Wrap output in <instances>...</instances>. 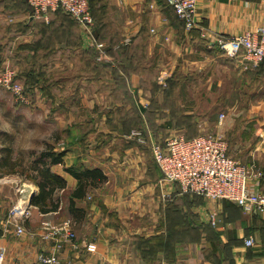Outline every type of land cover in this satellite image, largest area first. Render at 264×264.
Segmentation results:
<instances>
[{
  "label": "crops",
  "instance_id": "obj_1",
  "mask_svg": "<svg viewBox=\"0 0 264 264\" xmlns=\"http://www.w3.org/2000/svg\"><path fill=\"white\" fill-rule=\"evenodd\" d=\"M90 1L109 31L120 32L109 34V54L102 56L109 62L104 65L83 62L92 42L65 14L54 10L34 18L26 0H0V70L9 65L25 71L35 85L46 81L52 88L51 93L44 88L41 96L43 104L56 102L47 113L56 126L43 149L46 145L62 154L61 164L52 165L50 172L65 184L55 193L56 211L41 214L30 207L20 237L2 217L3 203L11 200L0 193L4 264H38L37 256L51 247L42 239L43 222H70L75 234L74 242L63 243L59 264H264V216L243 214L226 202L178 195L174 185L160 183L150 154V140L162 143L169 136L205 133L213 110L224 108L216 104L210 109L207 91L198 94L201 105L196 104L191 88L205 85L202 79L158 76L184 63H215L234 77L253 73L209 42L264 27V0H197L196 21L210 40L198 28L189 33L169 22L166 12L174 14L165 0ZM150 72L155 75L147 79ZM258 73L264 77V65ZM3 94L0 89V104L9 102ZM136 129L146 137L145 144L129 137ZM252 134L249 142L234 145L233 140L228 155L264 170V138L258 129ZM2 147L0 177L6 176L11 160L6 152L1 156ZM79 165L99 170L103 181L75 199L77 181L64 168ZM22 181L15 191L28 201L37 187ZM256 184L250 189L259 188ZM212 213L219 221L216 227L209 224ZM248 237L251 247L244 244Z\"/></svg>",
  "mask_w": 264,
  "mask_h": 264
},
{
  "label": "built area",
  "instance_id": "obj_2",
  "mask_svg": "<svg viewBox=\"0 0 264 264\" xmlns=\"http://www.w3.org/2000/svg\"><path fill=\"white\" fill-rule=\"evenodd\" d=\"M34 18H44L54 10L64 11L81 28L94 43L99 56H103V44L93 40V19L87 0H26ZM176 18L182 23L185 31L200 29L204 39L206 31L196 21L197 0H165ZM208 40H210L208 38ZM125 40L124 43H127ZM211 48L218 50L222 56L246 70H253L264 63V27L231 36H216L209 42ZM101 60L100 57L97 58ZM0 87L20 99L22 86L14 82V74L8 67L0 71ZM222 119L219 116L218 122ZM138 144H145L143 133L133 132L129 136ZM150 154L161 174L160 183L174 185L178 195L192 194L207 201H227L236 205L243 214H260L264 216V170L253 166H244L228 155L226 142L210 133H201L193 138L183 135L167 137L162 143L150 140ZM252 182L259 185L251 190ZM256 184V185H257ZM30 206L26 200L19 199L10 210L7 226L13 228L15 236L25 233V223L30 216ZM218 219L214 213L209 215V224L216 227ZM42 239L51 244L48 253L37 256L38 264H59L58 253L63 243L75 240L70 222L53 225L42 224ZM246 247L253 245L248 237ZM6 250L0 245V264H4Z\"/></svg>",
  "mask_w": 264,
  "mask_h": 264
},
{
  "label": "rangeland",
  "instance_id": "obj_3",
  "mask_svg": "<svg viewBox=\"0 0 264 264\" xmlns=\"http://www.w3.org/2000/svg\"><path fill=\"white\" fill-rule=\"evenodd\" d=\"M167 14L169 22L176 24V26L173 25L175 27L179 26V23L176 22L174 16L169 11L166 12V15ZM95 18H93L94 23L92 28L93 40L95 43L103 44L102 50L106 55L109 51V34H120V32L109 31V26L105 25V28L100 31V34L96 35L95 30L97 22ZM71 20L74 21L72 18ZM153 31L154 30H151V32ZM177 34L183 33H180L178 29ZM91 48L96 50L93 42L91 43ZM85 49H87V44L86 47L83 48V51H86ZM95 52V61H93L92 53H90V55L87 56V60L84 59L83 62L87 65L89 61L93 62V64L95 62L100 65L107 62V57L104 58L99 56L97 51ZM86 53L87 52H83V54ZM98 57H100L101 60H98ZM4 67H8V70L13 72L14 82L21 85L23 90L21 98L17 99L9 91L0 87V89L5 90L6 94H3L5 100L9 101L0 104V144H3L1 156H5L4 152H6L8 153V159L11 155V160H13L7 161V173L4 174L6 176L0 177V182H2L0 193L2 197L6 196L8 200H11L8 203H3L2 217L5 215L9 217L10 210L21 197L18 196L20 192L15 191L22 185V183L19 182L20 179L23 180L22 182L28 181L26 180L25 173H27L28 166L34 155L42 151L46 141L51 142L50 137H52V134H50V132L52 130L51 128L56 126V122L50 119L47 113L49 108L55 106L56 102L52 104H43L41 102L44 88H46L49 93L53 91L52 88L46 87L48 86L46 81L43 86L35 85L33 79L24 77L25 71L17 70L9 65ZM82 70L87 72L88 66ZM169 73L163 72L158 77H161L163 80L183 78L193 80L202 79L205 81V85L191 88L195 90L194 101L200 106V102H197V100H199L198 94L207 91L211 95L209 102L210 109L213 110L217 107L216 104L224 106V108H219L220 111L217 110V108L213 110L215 114L213 115V113H211L212 116L209 120V128L205 130V133H210L223 139L228 149H230L233 140H235L234 145H236V141L238 142L237 145H239L238 140H240V143L249 142L250 136L253 137V134H250L253 133L255 129H258L261 133L260 137L264 138V77L261 74L242 73L240 74L241 76L234 77L228 72L226 73L223 68L221 70L217 69L215 63L199 65L184 63L181 68ZM154 75L155 74L152 72L146 73V78H153ZM221 115L222 119L218 122L219 116ZM2 131H6L7 133ZM133 132L142 133L140 129L133 130L131 133ZM228 153L230 154V151ZM1 160L3 161V157ZM23 170L24 172H22ZM15 192H17V194H15ZM220 203L225 204V202L222 203V201H220ZM229 205L238 209L232 204Z\"/></svg>",
  "mask_w": 264,
  "mask_h": 264
},
{
  "label": "trees",
  "instance_id": "obj_4",
  "mask_svg": "<svg viewBox=\"0 0 264 264\" xmlns=\"http://www.w3.org/2000/svg\"><path fill=\"white\" fill-rule=\"evenodd\" d=\"M87 2H88L89 11L92 16V19L96 17L95 21L97 23H96L95 33L96 35H98L100 34V31L105 28V24H103L99 20V17L97 16V12H96L97 10L94 8V5H92V2L90 0H87ZM167 8L173 13L171 8L169 7ZM57 11L61 12L62 14H65L68 18H70V16H68L64 11L60 9H58ZM174 18L176 22L179 23V26H181V28L183 29L182 23L176 18L175 15H174ZM73 22L77 25L75 21ZM190 32L192 31H189V33ZM120 49L122 48L120 47ZM95 51H96L95 49H90V52L92 53V56H93V61H95ZM108 54H109V51H108ZM95 64L100 65L98 63H95ZM102 65L104 64L102 63ZM262 65H264V63H261L258 67L254 68L252 70L253 74L256 73L257 69ZM198 135L191 136V137L186 136V138H193ZM61 158H62L61 153L54 152L52 148H48V146L45 145V148L42 151L34 155L32 161L30 162L28 166V171L27 173H25L26 180L31 181L37 187V193H35L31 197L30 205L33 207H36L38 212L41 214H46L48 212L56 211L58 207V199L55 197V193L59 189L64 188L65 184L58 175H55L50 172V167L52 165L61 164L62 162ZM22 172H24V170ZM64 172L72 176L77 181V186L71 195V197L75 199L83 197L85 192H87L89 188H93L97 186V184L103 181V175L99 170L87 169V168L82 167L81 165L66 167L64 168ZM183 196L184 197L191 196V197L203 199L200 196L192 195V194H185ZM222 202L232 204L227 201H222ZM70 204H72V202H70Z\"/></svg>",
  "mask_w": 264,
  "mask_h": 264
},
{
  "label": "water",
  "instance_id": "obj_5",
  "mask_svg": "<svg viewBox=\"0 0 264 264\" xmlns=\"http://www.w3.org/2000/svg\"><path fill=\"white\" fill-rule=\"evenodd\" d=\"M33 196V193L30 195L29 200L27 201V205L30 206V199Z\"/></svg>",
  "mask_w": 264,
  "mask_h": 264
}]
</instances>
